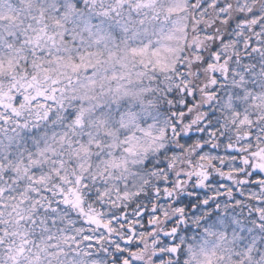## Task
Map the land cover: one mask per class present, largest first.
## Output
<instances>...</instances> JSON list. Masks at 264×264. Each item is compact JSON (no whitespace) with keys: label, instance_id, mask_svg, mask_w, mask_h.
<instances>
[{"label":"snow or ice","instance_id":"snow-or-ice-1","mask_svg":"<svg viewBox=\"0 0 264 264\" xmlns=\"http://www.w3.org/2000/svg\"><path fill=\"white\" fill-rule=\"evenodd\" d=\"M244 8L0 0V264H264V114L236 102L244 139L223 155L205 144L197 157L207 166L175 180L171 159L135 143L137 132L154 136L152 126L124 131L137 119L130 101L149 90L133 85L179 75L181 60L226 75L246 60L235 91L255 89L248 81L264 59V14ZM229 41L230 60L218 51ZM182 42L191 52L170 63ZM219 79L213 71L212 83ZM201 131L218 134L211 123ZM157 173L164 178L153 190L146 177ZM186 180L192 190L172 200Z\"/></svg>","mask_w":264,"mask_h":264},{"label":"clouds","instance_id":"clouds-1","mask_svg":"<svg viewBox=\"0 0 264 264\" xmlns=\"http://www.w3.org/2000/svg\"><path fill=\"white\" fill-rule=\"evenodd\" d=\"M231 2L234 9L238 5H245L244 10L247 12L249 7L255 5L264 14V0H231ZM192 35L190 32L189 43H195L192 40ZM200 39L203 41L202 36ZM206 44L208 48L212 46V42H206ZM180 48L181 53L170 57V63H177L178 56H187L191 52L190 48H185L183 42ZM235 50L236 45L229 41L222 45L218 51L221 56L228 57L230 60ZM240 55L243 57L242 46ZM179 62L184 65L179 75L171 71L158 72L154 74L155 79H144L133 85L136 89L147 88L149 90L142 92L139 97L130 101L128 106L137 113V119L128 129L124 130L125 133L134 131L136 124L142 127L152 126L154 136H142L137 132L135 143L140 151L145 148L150 149V155L154 156L156 160H161L164 157L171 159L173 166L167 171L173 174V180L178 178L176 174L179 172L195 171L192 165L207 166L206 161L202 162L197 157V153L205 144L208 145L210 151L214 150L212 151L213 155L216 153L223 155L229 150L227 148L229 143L235 147L244 139V130L233 125L235 117L232 113L236 111V102L241 103L247 113L264 114V59L261 60L260 66H257L256 74L248 81L256 85L255 89L247 91L241 89L242 95L236 93L237 85L234 81L240 79V65L246 63V60H240L239 64L232 63V75H226L225 70L220 68L215 70L208 69L206 66L196 68L192 67L189 61L181 60ZM213 71H216L220 77L216 84L212 83ZM185 78L187 84H185ZM213 90L215 94L209 95L208 93ZM248 97L254 99L249 102ZM186 105H188L187 108ZM177 109L183 110L184 115L189 116L190 119L184 121L183 117L178 114L174 116ZM208 116H211V119ZM174 119L178 125L177 128H173ZM209 123L215 126L217 135L209 137L207 133L201 131ZM261 126L264 127V123ZM177 131L182 133V136L178 137ZM202 136L204 139L200 140ZM190 140L192 142L188 143ZM181 148H183L182 151ZM163 178L161 173L146 177L153 190ZM193 187L194 185L187 180L183 186L174 185L172 200L186 196ZM197 191L200 189L197 188ZM162 206L167 208L169 216H171L170 205ZM246 214L247 212H245ZM161 227H163V221L157 225L158 230Z\"/></svg>","mask_w":264,"mask_h":264}]
</instances>
